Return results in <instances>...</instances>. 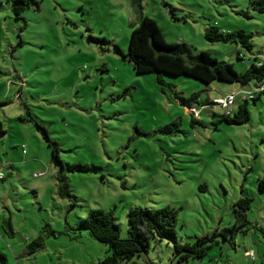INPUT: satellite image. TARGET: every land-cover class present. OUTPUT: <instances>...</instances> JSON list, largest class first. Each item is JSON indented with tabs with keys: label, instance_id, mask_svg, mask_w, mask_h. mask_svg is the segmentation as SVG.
I'll list each match as a JSON object with an SVG mask.
<instances>
[{
	"label": "rangeland",
	"instance_id": "rangeland-1",
	"mask_svg": "<svg viewBox=\"0 0 264 264\" xmlns=\"http://www.w3.org/2000/svg\"><path fill=\"white\" fill-rule=\"evenodd\" d=\"M12 1L0 0V252L7 264H98L110 251L79 228L90 210L112 211L127 237L130 208L167 205L178 211L179 240L217 231L219 241L204 258L178 262L171 239L154 237L137 264H264V93L247 101L248 122L231 124L218 104L181 105L124 56L133 25L148 15L168 43L188 44V61L208 51L243 72L264 59V12L249 0H40L17 19ZM214 26L251 33L252 49L208 40ZM165 80L200 100L234 93L237 105L252 86ZM43 129L58 142L62 164ZM78 164L90 170L71 168ZM60 176L68 195L59 193ZM245 196L250 223L232 236L234 204ZM38 236L44 246L28 254Z\"/></svg>",
	"mask_w": 264,
	"mask_h": 264
},
{
	"label": "trees",
	"instance_id": "trees-1",
	"mask_svg": "<svg viewBox=\"0 0 264 264\" xmlns=\"http://www.w3.org/2000/svg\"><path fill=\"white\" fill-rule=\"evenodd\" d=\"M251 7L263 13L264 0H249ZM40 0H13L11 9L17 19L21 18L23 10L29 7L39 8ZM205 37L210 41L234 42L247 50H251L252 34L243 29L237 31H225L220 27H210L205 32ZM189 47L186 42L168 43L156 21L148 16L141 15L138 24L133 25L129 37L127 56L133 64V69L137 74H155L157 84L164 90L168 88L179 103L192 111L199 110L195 104L206 106L208 104H218L209 99L200 100L199 93H192L186 97L176 92L173 83L165 80V76L186 75L199 79L210 84L214 80L228 83H240L245 86L252 83L250 89L257 88L252 97L244 98L233 108L231 115L225 111L221 118L231 124H244L250 119V111L247 106L249 99L256 100L258 95L264 93V59L252 63L243 72H238L233 63L225 60H218L212 57L208 51H201L195 59L187 60ZM249 89V90H250ZM236 98V97H235ZM220 105V104H218ZM221 106V105H220ZM194 114V112H193ZM21 119H32L31 116H22ZM0 125V133L3 132ZM44 135L48 140V145L52 149V157L57 163L62 164L57 141L51 139L46 129ZM76 170H90V167L83 164L71 165ZM60 195H68V188L62 176L59 177ZM260 189H264V180L260 181ZM252 199L248 196L240 198L234 204L235 221L227 228L234 236L238 231H245V227L250 223L247 219V210L250 208ZM178 222V211L173 206L167 205L163 208L150 209L144 207H133L127 211L128 236L121 237L119 225L115 221L112 211L102 209H92L88 215L82 218L80 229H85L91 237L106 243L110 253L98 264H137L133 261L136 255L145 254L150 247L151 238H169L173 243L174 258L178 262L189 261L190 259L204 258L209 248L219 241V234L214 231L212 234L198 236L194 241L179 240L176 232ZM8 227L14 232L10 221H5L4 228ZM226 237V234H223ZM44 246V237L38 236L27 243L26 252L35 253ZM7 256L0 252V264H7Z\"/></svg>",
	"mask_w": 264,
	"mask_h": 264
},
{
	"label": "built area",
	"instance_id": "built-area-1",
	"mask_svg": "<svg viewBox=\"0 0 264 264\" xmlns=\"http://www.w3.org/2000/svg\"><path fill=\"white\" fill-rule=\"evenodd\" d=\"M257 90H258L257 88L246 90L247 97H252L254 95V92H256ZM216 102L218 104H220L222 106V108H224V111L227 114L231 115L233 112V108L236 105L235 94L234 93L227 94L223 97L216 99ZM1 178H4V174L2 172L0 173V179ZM247 254L253 255L252 252H247ZM253 259H254V257H253Z\"/></svg>",
	"mask_w": 264,
	"mask_h": 264
}]
</instances>
